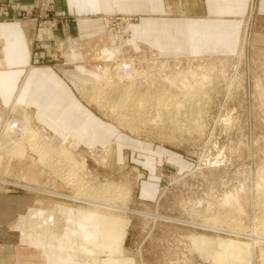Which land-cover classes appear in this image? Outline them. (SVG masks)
<instances>
[{
	"label": "rangeland",
	"instance_id": "rangeland-1",
	"mask_svg": "<svg viewBox=\"0 0 264 264\" xmlns=\"http://www.w3.org/2000/svg\"><path fill=\"white\" fill-rule=\"evenodd\" d=\"M31 11L45 14L38 6ZM132 17L135 18L122 25L118 20L115 26L105 18L100 33L80 40L84 48L80 49V58L75 60L68 57L69 47L60 44L50 48L38 47L33 51L34 58H43L42 64L62 67L61 71L65 68L69 77L79 78L76 86L78 96L104 122L112 125L116 145L89 148L68 136L56 139L32 125L27 108L19 104L10 106L9 113L2 115L0 126V142L3 144L5 139L8 144L4 152L0 150V190L10 196L17 195L12 199L22 202L23 209L27 208L26 212L19 214L21 216L13 224L11 234L17 236L25 247L33 246L44 253L46 260H41L44 264H84L87 256L85 247L99 253L104 261L107 257L120 260L119 264H214L206 254L196 251L190 236L197 233L215 239L233 238L235 241L250 242V246L254 244L251 248L254 250V264H260V249L264 247V221L261 220H264V10L260 8V0H249L240 43L236 47L234 42L239 26L237 21H231V35L228 33V37L215 38L216 43L229 42V47L214 48L205 53L162 54L148 43L134 47L129 41L130 26L137 18ZM45 21L55 22L49 16L40 20ZM57 25L53 26L56 28ZM117 34L122 38L119 36L117 40ZM106 45L116 48L119 55L116 60V53L108 50ZM89 47L91 50H87ZM128 59L135 60L137 69L146 72V80L128 77L129 74L122 71L127 69L124 67L113 74V66ZM210 64L216 66L210 81L193 75ZM182 72H189L188 81L193 80L195 84L188 83L193 89L188 87L185 91L178 82L173 85L168 79L169 82H166L171 74L175 77ZM107 76L116 82H108ZM152 76L155 78L152 79ZM128 86H137V91L134 88L127 95L123 88ZM99 90L105 91L102 99L93 100ZM164 91L185 102L174 101L176 97L173 96L169 98L164 108L157 109L164 116L162 120L147 118L146 112L141 111L145 105L135 110L131 102L122 103V97L127 95L130 99L139 92L148 95L146 104L153 103L156 107L159 94ZM177 103L182 104V108H178ZM19 109H22L21 114ZM10 119L17 121L18 129L22 130L11 129L5 133ZM27 128L42 132L49 138L51 147L58 151H69L79 165L77 177L84 178L88 187L78 190L75 183L65 182L64 178L68 175L64 172L68 162L65 157L54 153L47 157L53 168L40 162L30 143L23 138ZM7 136L11 141L9 137L6 139ZM46 145L49 149V144ZM103 155L107 158L106 163L96 158H103ZM112 182L116 190L111 192V197L104 198L101 196L103 193L94 195L91 192L100 184ZM118 186L123 189L119 190ZM76 195L93 202L89 203L85 198L70 199V196ZM58 203L72 209L93 204L95 209L102 208L104 211L111 210L110 204L129 206V212H112L124 216L123 224L111 231L116 232L122 227L123 232L116 233L124 237V242L119 247L114 243L112 247L90 246L78 238L81 228L76 224L83 220H70L71 216L69 220L64 216L63 221L58 220V228L54 227L56 220L49 225L38 222L37 209L44 206L54 210V205ZM68 224L75 228L71 230L73 233L68 232ZM27 225L31 227L27 228ZM26 229H30V239L26 237ZM233 231L242 234L234 236ZM37 233H41L45 240L37 238ZM62 234L67 237L63 238ZM32 236H35V241ZM254 236L260 243H254ZM6 237H10L9 234L3 239L6 240ZM101 262L94 260L95 264H105ZM108 263H111L110 260H107Z\"/></svg>",
	"mask_w": 264,
	"mask_h": 264
},
{
	"label": "crops",
	"instance_id": "crops-1",
	"mask_svg": "<svg viewBox=\"0 0 264 264\" xmlns=\"http://www.w3.org/2000/svg\"><path fill=\"white\" fill-rule=\"evenodd\" d=\"M35 3L36 0H0V126L2 115L9 113L10 106L19 104L27 108L37 129L56 139L68 136L82 146L98 148L116 145L112 125L82 102L76 89L79 78L69 77L65 68L61 71L62 67L42 64V57L33 56L36 48L60 44L69 47V58H80L84 48L80 40L100 33L105 16L114 13L136 16L129 39L134 47L148 43L162 54L228 48L229 42L216 43L215 38L231 35V21H237L236 47L249 0H51L49 17L58 24L56 28L48 21L40 22L46 16L31 11ZM260 8L264 10V0H260ZM45 26L51 35L39 37ZM19 111L21 114L22 109ZM13 197L17 195L0 190V264H44V253L33 246L25 247L10 232L19 214L27 211ZM6 234L10 237L5 240Z\"/></svg>",
	"mask_w": 264,
	"mask_h": 264
},
{
	"label": "bare ground",
	"instance_id": "bare-ground-1",
	"mask_svg": "<svg viewBox=\"0 0 264 264\" xmlns=\"http://www.w3.org/2000/svg\"><path fill=\"white\" fill-rule=\"evenodd\" d=\"M47 26V25H46ZM44 27L42 30H40V34H39V37H43L41 35H45V36H50L51 35V30L49 27ZM108 46V50H113L115 53H116V57H114V54H113V57H114V60H116L118 58V54L116 52V48L114 46H111V45H106ZM102 47V46H100ZM137 63L135 62V60H131V59H128V60H125L123 63H119V64H116V65H112L115 69V71H113V68H112V71H113V74L117 73V71L119 70H122L123 67L124 68H127V69H123L122 71H125V73H128V77L130 78H145L146 80V77H145V73L142 71V70H139L137 69ZM218 66V65H217ZM107 68V67H106ZM129 68V69H128ZM189 68V67H188ZM216 68L215 64H210L206 67H204L203 69H201V71L197 72V74H193V75H198L201 80H203L204 78L206 80H209V78L212 75V72L214 71V69ZM173 69V68H172ZM175 69V68H174ZM127 70H130V72H128ZM190 70V69H189ZM177 71V69H176ZM174 70V72H176ZM179 71V70H178ZM173 73V72H172ZM179 73V72H178ZM183 73V72H182ZM193 73V71H192ZM110 76V74H108ZM112 75V74H111ZM119 75V74H118ZM172 75V74H171ZM169 76V78H166V82H169L171 83L172 85L173 84H178L180 86V88L182 89H185V88H192L193 86H190L193 84H191V82H189V77H190V74L189 72H184L183 74H177V76ZM167 77V76H166ZM108 78V76H107ZM112 78V77H111ZM129 78V79H130ZM155 78V77H154ZM153 76H152V79H154ZM195 78V77H194ZM106 79V78H105ZM213 79V78H212ZM211 79V80H212ZM165 80V78H164ZM200 80V79H199ZM106 81V80H105ZM108 82H111V81H115L114 80H111V79H107ZM196 81V80H195ZM198 81V80H197ZM210 81V80H209ZM116 82V81H115ZM123 82V81H122ZM145 82V81H144ZM178 82V83H177ZM190 85H189V83ZM199 82V81H198ZM201 82V81H200ZM203 82V81H202ZM206 83V81H204ZM203 82V83H204ZM208 82V81H207ZM121 83V82H120ZM119 83V84H120ZM195 84V83H194ZM193 84V85H194ZM105 86V84H103ZM126 85V84H125ZM134 85V84H133ZM199 85V84H198ZM205 85V84H203ZM123 86V85H122ZM137 87V86H136ZM134 86H128V87H125L123 88V91L128 95L130 92H132V90H134V88H136ZM145 88V87H144ZM179 88V87H178ZM180 89V90H182ZM193 89V88H192ZM100 92L96 93L98 94L97 96H93V100H96V99H102L103 97V92H105L104 90H99ZM116 91V90H115ZM122 91V90H121ZM136 91H137V88H136ZM139 91V89H138ZM184 91V90H183ZM186 91V89H185ZM150 94V93H149ZM125 96V97H122V103H124V101H128V102H131L133 107L136 109H139V107L141 105H145L143 107V109L141 111H145L146 112V116L147 118H150V119H153V117H155V119H161L163 118L164 116H162V114L160 112H158L159 110L157 109H161V108H164V105H166V102L169 100V98H171L172 96L173 97H176V95H169L166 93V91L164 92H161L159 94V97L157 99V102L155 103L156 104V107H154V104L153 103H148L146 104L147 100L148 99V95L146 94H141L138 92V95H134L132 96V98L129 99L128 96ZM152 97V96H150ZM185 98V97H184ZM152 99V98H151ZM183 99V98H182ZM187 100V99H186ZM97 101V100H96ZM174 101H178V102H182L181 100L179 101V97H176ZM191 101V100H190ZM185 101H183L184 103ZM188 102H186L187 104ZM178 104V103H177ZM180 104V103H179ZM178 104V108L179 106H181L182 104L179 105ZM190 106V105H189ZM111 108V107H110ZM182 108V106H181ZM174 109V108H173ZM112 111V110H111ZM162 111V110H161ZM169 111V110H168ZM116 112V111H115ZM175 113V111H174ZM183 113V112H181ZM185 113V112H184ZM176 114V113H175ZM177 115V114H176ZM186 115V114H185ZM21 116V115H20ZM174 116V114H173ZM129 117V116H128ZM2 118V117H1ZM190 118V117H189ZM154 119V120H155ZM169 119V118H167ZM170 119H173V118H170ZM178 119V118H177ZM153 120V121H154ZM162 120V119H161ZM11 123H10V126L7 128L8 130H6L5 133H7L8 131L10 132V130L12 129L13 131H17V130H22V128L18 129V123L17 121H12V119H10ZM152 122V121H150ZM175 122V121H174ZM177 122V121H176ZM193 123V122H192ZM1 124H2V121H1ZM5 124V122H4ZM6 135V134H5ZM12 135V134H11ZM1 136V135H0ZM9 136L6 137V139H8ZM2 138H5V137H2ZM23 138L25 139V141L29 142L30 145H31V148H32V151L34 153H36L38 156H39V159H40V162H42L43 164H46L47 167H52V165L49 164V161L46 160L47 157H50L51 154L55 155V154H59L61 156V158L65 157L66 160H68L67 162V165L65 166V169H64V172H66L68 175L64 178L65 182L67 184H72V183H75L76 186H78V190L79 189H84V188H87V181L84 180V178H82L81 176L78 178L77 175H78V171L80 170L79 169V165L77 166V160L69 153V151L67 150H63V151H58L55 147H51V144L49 143V138H47L46 135H44L42 132H37V131H33V129L31 130V128H27V130L24 132L23 134ZM1 140V139H0ZM4 140V143H5V139ZM2 140V141H3ZM9 141L10 140V137H9ZM58 142V141H57ZM4 143L1 144L0 142V150H2L3 152L5 151V148H7L6 146H8V144L5 143V146H4ZM46 143H48L49 145V149L47 148V145ZM46 146V147H45ZM53 146V145H52ZM104 156V155H103ZM102 156V157H103ZM57 157V156H56ZM98 160H100L101 162L103 163H106V156H104L103 158H100V156H97L96 157ZM63 159V160H65ZM61 160V161H63ZM53 162H51L52 164ZM66 161L63 162V164H65ZM263 174H264V169L262 170ZM262 174V175H263ZM61 175V174H60ZM263 177V176H262ZM77 179V180H76ZM74 180H76V182H74ZM113 183V182H112ZM110 183V184H103V185H98L97 188H94L93 186V190L91 192H93L94 195L98 194H102L101 196H104V198L108 197V196H112V191H115L116 189V186L115 184L113 183ZM263 186V185H262ZM119 187V186H118ZM125 188V187H124ZM119 190L120 189H123V187H119L118 188ZM77 190V191H78ZM79 192V191H78ZM101 192V193H100ZM119 193L121 194L122 192L119 191ZM118 193V195H119ZM58 194V193H57ZM84 195V194H83ZM123 195V193H122ZM121 195V197H122ZM125 195V193H124ZM127 195V193H126ZM125 195V196H126ZM68 196V195H67ZM89 196V195H87ZM125 196L124 199H125ZM62 197V196H61ZM66 198V196H63ZM122 197V198H123ZM69 198V197H67ZM66 198V199H67ZM85 200H88L90 201L89 203L93 202L92 200H89V199H86V197H84ZM84 198L80 197L79 195H76V197H72L70 196V199H82L84 200ZM109 199V198H108ZM112 199V198H110ZM119 199H121L119 197ZM125 201V200H124ZM123 201V202H124ZM98 202V201H97ZM104 202V201H103ZM103 202L101 203L102 206H103ZM106 202V200H105ZM95 203V201H94ZM211 204V203H210ZM93 205V204H92ZM90 205V207H84V206H78L77 208L75 209H72L71 207H68L67 205L65 204H62V203H58V204H55L54 205V210H48L47 208H43V206H41L42 208L40 209H37V212L36 214L39 216L37 219H38V222H43V225L47 224L49 225V222H52V221H55V224H54V227H59L58 225V220H62L63 219V216L69 220V218L72 217V219L70 220H73V219H80V220H83V222L81 221L80 223H78L76 221V225H79L80 226V230L78 231V238L82 239L84 242H86L87 244L89 243V245L91 246V244H96V245H111L112 247V244H116L119 246H121V244L124 242V237L120 234H118L119 232H123V230L121 229L122 227H119L118 233L116 232H111L112 229H114L113 227H115L117 229V226H121L124 222V216L122 214H115V213H112V212H129L130 208L129 206H116V205H113L111 206L112 204L109 205V207L111 208V210H108L107 208L105 210H108V211H104L101 209H95L94 207H96L95 205L92 206ZM212 205V204H211ZM215 204H213L214 206ZM104 206L106 207L107 205L104 204ZM108 207V206H107ZM47 209V210H46ZM113 210V211H112ZM205 212V211H204ZM42 216V217H41ZM48 218H46V217ZM71 216V217H70ZM64 218V219H65ZM262 221H264L262 218H261ZM35 221V219H34ZM63 221V220H62ZM75 221V220H74ZM228 221V220H227ZM60 222V221H59ZM73 222V221H72ZM37 223V221H36ZM53 223V222H52ZM67 223V222H65ZM29 224V223H28ZM70 224V223H69ZM68 224V225H69ZM264 224V222H263ZM262 224V225H263ZM22 225V224H21ZM31 225V224H29ZM41 225V223H40ZM62 225V224H61ZM67 225V229H69L68 232H70L71 230L75 229L73 228V225ZM25 226V225H24ZM31 226H28L27 225V228H29ZM62 228H64L63 226H61ZM49 228V226L47 227ZM72 228V229H71ZM77 228V227H76ZM101 228L102 231L99 229ZM25 229V228H24ZM46 229V228H45ZM61 230V228H59ZM115 229V230H116ZM221 229V228H219ZM264 229V228H263ZM30 229H26L25 230V234H26V237H30L31 234H30ZM49 230V229H47ZM51 230V229H50ZM27 231H29L27 233ZM39 232V230H37ZM44 231V230H43ZM53 231V230H52ZM75 231V230H74ZM219 231V230H218ZM221 231V230H220ZM63 232V231H62ZM73 233V231H71ZM125 232V231H124ZM241 232H242V229H241ZM240 231L239 232H236V231H233L232 234L234 236H239L241 235ZM113 233V234H112ZM116 233V234H115ZM264 233V231H263ZM124 234V233H123ZM231 234V233H230ZM231 234V235H232ZM37 238H43L42 237V234L41 233H37ZM63 235V238L67 237L66 234H62ZM50 236V235H48ZM73 236V235H72ZM33 237V236H32ZM31 237V238H32ZM35 237V236H34ZM33 237V239H34ZM74 237V236H73ZM259 237V236H258ZM55 238V237H54ZM71 238V237H70ZM190 238L192 239L193 243L195 244V249H197L196 251H200V253H204L206 254L205 256L208 258H211L213 260V263L214 264H254V250H251L252 246H250V242H242V241H235L233 238H227V239H224V238H218V239H215L211 236H206L204 234H192L190 236ZM255 238V236H254ZM263 238V237H262ZM30 239V238H29ZM40 239V240H41ZM44 239V238H43ZM42 239V240H43ZM72 239V238H71ZM45 240V239H44ZM68 240V239H67ZM73 240V239H72ZM254 240V243H260V240L255 238L253 239ZM32 241V240H31ZM35 241V239H34ZM47 241H48V238H47ZM46 241V242H47ZM123 246V245H122ZM193 246V245H192ZM50 247V246H49ZM99 247V246H98ZM115 247V246H114ZM117 247V246H116ZM56 248V247H55ZM66 248V247H65ZM70 248V247H68ZM75 248V247H74ZM101 248V247H100ZM108 248V247H107ZM58 249V248H57ZM86 249V254L87 256L85 257V262L84 264H95L94 263V260L95 259H99V260H102L101 263H105L107 262V260H110V264H119L118 261H115L114 257L113 258H105V261H104V257H101L99 256L100 254L99 253H96V252H92L89 249ZM109 249H112V248H108ZM114 250V249H113ZM116 250V249H115ZM121 250V249H120ZM192 250V249H191ZM59 251V250H58ZM67 251V250H66ZM99 251V250H98ZM111 251V250H110ZM118 251V250H117ZM123 251V250H122ZM57 252V251H56ZM60 252V251H59ZM65 252V250H64ZM103 252V251H102ZM112 252V251H111ZM114 252V251H113ZM69 253V252H68ZM197 254V252H194ZM198 253V255L200 254ZM59 254V253H58ZM61 254V252H60ZM66 254V253H65ZM85 254V253H84ZM108 254V253H107ZM242 254V255H240ZM56 256V255H54ZM64 256V255H63ZM79 256V255H78ZM81 256V255H80ZM99 256V257H98ZM57 257V256H56ZM58 258V257H57ZM121 258V257H120ZM127 259V257H125ZM122 259H123V256H122ZM125 259V260H126ZM206 259V258H205ZM259 259H260V264H264V247H261L260 249V254H259ZM58 260V259H56ZM74 261V260H73ZM127 261V260H126ZM63 262V261H62ZM71 262V261H69ZM76 262V261H75ZM99 263V262H98ZM121 263V261H120ZM125 263V261H124ZM129 263V262H128ZM212 263V262H211ZM109 264V263H108ZM127 264V263H126ZM130 264V263H129Z\"/></svg>",
	"mask_w": 264,
	"mask_h": 264
},
{
	"label": "built area",
	"instance_id": "built-area-1",
	"mask_svg": "<svg viewBox=\"0 0 264 264\" xmlns=\"http://www.w3.org/2000/svg\"><path fill=\"white\" fill-rule=\"evenodd\" d=\"M36 6L41 7V9L44 10L45 14H41L42 16L48 17L50 12L52 11L51 0H36V3L33 5V7H36ZM134 18L135 17H132V16L118 15L115 13L112 15H108L106 17V19H110V22L113 24V26L116 25L118 20L121 21V25H122L125 21L127 22L129 20H133ZM119 36L121 37V35L119 34L116 35L117 40H119ZM121 38H120V42H121Z\"/></svg>",
	"mask_w": 264,
	"mask_h": 264
}]
</instances>
